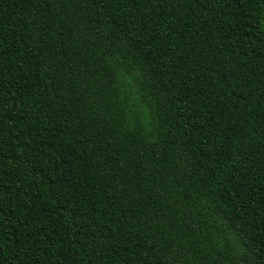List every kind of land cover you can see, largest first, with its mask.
Wrapping results in <instances>:
<instances>
[{
    "label": "trees",
    "instance_id": "1",
    "mask_svg": "<svg viewBox=\"0 0 264 264\" xmlns=\"http://www.w3.org/2000/svg\"><path fill=\"white\" fill-rule=\"evenodd\" d=\"M0 264H264V0H0Z\"/></svg>",
    "mask_w": 264,
    "mask_h": 264
}]
</instances>
